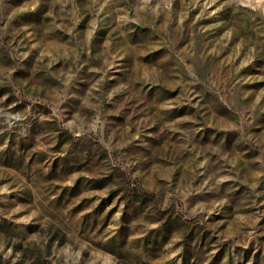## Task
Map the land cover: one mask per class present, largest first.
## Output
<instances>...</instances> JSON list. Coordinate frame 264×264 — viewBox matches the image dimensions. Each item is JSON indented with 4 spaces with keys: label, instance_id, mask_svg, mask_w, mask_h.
<instances>
[{
    "label": "rangeland",
    "instance_id": "rangeland-1",
    "mask_svg": "<svg viewBox=\"0 0 264 264\" xmlns=\"http://www.w3.org/2000/svg\"><path fill=\"white\" fill-rule=\"evenodd\" d=\"M0 264H264V0H0Z\"/></svg>",
    "mask_w": 264,
    "mask_h": 264
}]
</instances>
